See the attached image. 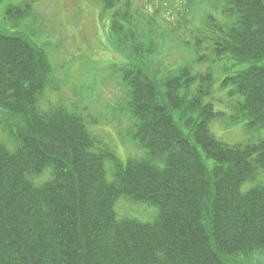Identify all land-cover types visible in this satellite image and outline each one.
<instances>
[{
	"label": "trees",
	"instance_id": "obj_1",
	"mask_svg": "<svg viewBox=\"0 0 264 264\" xmlns=\"http://www.w3.org/2000/svg\"><path fill=\"white\" fill-rule=\"evenodd\" d=\"M215 1L224 17H210L213 55L248 65L220 84L229 114L207 102L211 71L176 63L159 80L148 69L154 48L125 24L131 0L114 18L131 136L144 151L126 162L78 112L40 107L48 53L21 32L0 33V127L14 145L0 142V264H264V137L228 144L211 130L264 128V0ZM17 13L8 10L13 21L29 11ZM121 199L157 216L119 217Z\"/></svg>",
	"mask_w": 264,
	"mask_h": 264
},
{
	"label": "rangeland",
	"instance_id": "obj_2",
	"mask_svg": "<svg viewBox=\"0 0 264 264\" xmlns=\"http://www.w3.org/2000/svg\"><path fill=\"white\" fill-rule=\"evenodd\" d=\"M126 1L110 4L105 0L0 2V33L21 32L49 55L50 82L40 107L48 110L63 105L78 112L92 134L124 162L144 155L131 136L128 90L120 74L128 58L113 44L110 30L114 18L119 19L126 13ZM9 8L18 15L28 11L29 14L13 21ZM128 10L127 30L136 32L143 44L154 48L145 62L148 69L159 80L174 70L172 66L176 63L177 67L190 64L197 72L211 71L215 92L207 102L213 103L217 111L229 114L231 100L220 84L225 77L248 65H236L228 56L216 57L211 51L210 17L223 20L221 4L215 0H131ZM2 114L0 109V118ZM211 130L228 144L264 137V128L248 131L244 123L226 127L222 122L213 121ZM0 142L14 149L12 135L1 127ZM199 149L212 169L214 161L205 158ZM107 168L110 171L109 164ZM115 208L119 217L142 221H152L158 213L156 207L125 199L119 200Z\"/></svg>",
	"mask_w": 264,
	"mask_h": 264
}]
</instances>
